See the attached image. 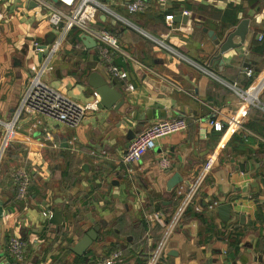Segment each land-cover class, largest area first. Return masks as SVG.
Listing matches in <instances>:
<instances>
[{
  "label": "crops",
  "instance_id": "obj_1",
  "mask_svg": "<svg viewBox=\"0 0 264 264\" xmlns=\"http://www.w3.org/2000/svg\"><path fill=\"white\" fill-rule=\"evenodd\" d=\"M129 1L96 0L104 10L95 25L116 28L120 46L158 77L126 59L127 79H112L98 43L86 47L78 29L67 34L44 82L72 101L96 103V109L77 128L44 116L17 119L0 163V264H86L75 262L80 256L71 248L96 225L99 240L81 256L84 261L118 249L123 264H146L161 234L148 215L168 216L177 187L192 181L214 152L217 161L196 203L198 211L189 209L203 219L186 214L161 264H264V89L257 107L233 88L251 91L264 75V0H147L149 7L138 15L128 14ZM183 11L191 13L187 33L165 22L166 15L180 17ZM45 15L34 0H0V145L2 124L14 119L43 61L33 42L47 53L56 39ZM193 18L221 42L242 19L249 20L248 34L240 48L211 65L218 47ZM245 69L252 71L251 78ZM92 72L121 94L117 104H124L118 110L98 109V96L86 83ZM217 112L237 119L242 128H230ZM148 115L151 120H145ZM175 117L186 120L187 130L160 140L130 172L121 162L129 141L147 125ZM209 121H220L222 130L215 131ZM161 158L168 161L167 169L159 166ZM19 168L32 178L25 203L16 199L12 180ZM176 174L182 181L169 188ZM214 202L216 209L209 211ZM221 203L230 205L226 222L217 211ZM54 208L60 225L50 222ZM13 235L28 246L21 263L6 252Z\"/></svg>",
  "mask_w": 264,
  "mask_h": 264
},
{
  "label": "built area",
  "instance_id": "obj_2",
  "mask_svg": "<svg viewBox=\"0 0 264 264\" xmlns=\"http://www.w3.org/2000/svg\"><path fill=\"white\" fill-rule=\"evenodd\" d=\"M34 1L44 9L48 25L56 33V39L51 48L47 50L38 69L32 74L28 86L20 97L14 113V119L10 123H1L4 129V136L0 145V163L9 144V135L14 129L20 115L27 114L35 118L44 116L69 128H77L82 125L86 115L96 109V103L83 104L72 101L44 82V77L52 71L48 65L51 57L59 51L66 40L67 34L72 29H78L83 35L91 37L98 43L99 57L104 62V66L112 79H127V71L120 70L113 64V57L116 54L121 55L132 63H136L138 66L158 77V74L151 69L133 60L120 46L115 36L95 25L99 13L104 10V6L100 5L96 0H56V3L51 0ZM146 8L145 0H131L127 3V12L129 15L142 13ZM181 16L190 18L191 13L189 11H183ZM165 22L172 30L187 33L188 24L183 25L179 23L175 26L173 15H166ZM42 46L39 42H33L34 51L40 55L45 51V47L43 48ZM245 74L248 78L252 77V71L250 69H245ZM263 80L264 75L257 81L251 91H241L236 87L233 88L236 94L244 99V101H253L260 106V102L257 100L258 96L250 100V94ZM128 89H132V86L128 85ZM217 116L226 119L228 126L234 130L242 128L237 119L232 120L231 117L226 114L223 115L220 112H217ZM209 126L214 128L215 131H221L223 128L220 121H209ZM187 127L186 120L177 117L159 120L147 125L129 141L125 153L121 158V162L129 167V171L132 172L130 167L138 163L149 151L153 150L160 140L183 133L187 130ZM217 156L215 152L210 154L199 174L187 184H180L177 187L174 192L175 208L168 216L157 211L148 215L147 219L161 229V234L146 264H161L166 257L170 239L175 231L182 226L188 210L194 207L198 211L196 203L200 199L203 186L213 170ZM159 166L167 169L169 167L168 161L165 158H161ZM12 180L16 187V199L20 203H25L28 199L29 189L32 184L31 175L25 169L19 168L13 171ZM217 205V202L212 203L208 206V210H215ZM42 215L48 218L49 212L45 211ZM27 247V243L24 240L13 235L7 241L6 252L14 262L21 263L24 261ZM123 261L122 251L116 249L109 255L97 259L94 264H123Z\"/></svg>",
  "mask_w": 264,
  "mask_h": 264
},
{
  "label": "water",
  "instance_id": "obj_3",
  "mask_svg": "<svg viewBox=\"0 0 264 264\" xmlns=\"http://www.w3.org/2000/svg\"><path fill=\"white\" fill-rule=\"evenodd\" d=\"M51 1L56 3V0H51ZM188 20L189 18L187 16L174 17V22H178V23L180 22L183 25L187 24ZM248 26H249V20L242 19L235 27V29L231 33H229L222 42L219 41L218 39H215L214 33L212 31L206 28H202L200 25L195 26L197 29H201L204 33H207L209 38L214 39V43L218 47L217 54L213 56L212 59L210 60L211 65L212 63L215 64L218 60H220L223 54L227 53L230 50L238 49L241 47L248 34ZM235 37L239 39L238 43L233 42V39ZM81 40L83 41V44L86 47H91V46L94 47L97 44L94 39L86 35H82ZM45 55H46V51L43 52L42 56ZM86 83L94 91L95 95L98 96L99 99L98 109L103 111V110H110L113 107L114 110H118L124 104L123 100L122 102L117 104V101H119V99L121 98V94L114 91L109 86L108 82L98 73L96 72L90 73L87 77ZM145 120H151L150 115H148L147 119ZM181 181L182 178L180 177L179 174L174 175L169 185V188H172L174 185L181 183ZM217 211L218 214L221 216V220L223 222H226L229 219L230 217L229 204L221 203ZM50 212H51L50 222L54 225H60L62 223V218L60 217L61 215L59 210L54 208ZM99 228L100 226L96 225L92 227V229L88 230L82 236V238L71 248V251L75 255L81 257L94 242L99 240L98 237Z\"/></svg>",
  "mask_w": 264,
  "mask_h": 264
},
{
  "label": "trees",
  "instance_id": "obj_4",
  "mask_svg": "<svg viewBox=\"0 0 264 264\" xmlns=\"http://www.w3.org/2000/svg\"><path fill=\"white\" fill-rule=\"evenodd\" d=\"M149 5H150V2H148V1L146 0V6L149 7ZM138 14H139V13H138ZM138 14H137V15H138ZM170 15H172V14L170 13ZM173 16H174V15H173ZM162 18H163V17H162ZM193 19H194V18H193ZM193 22H194V25H195V26H196V25H199V23H196L195 19H194ZM106 29H107L106 31H107L108 33H110L111 35H113V36H115L116 38H118L119 34H118V30H117L116 28H108V27H106ZM74 30H76V29H74ZM123 61H126V58H123L121 55H117V54L114 55V57H113V64H114L118 69L126 71V70H127V67L123 64ZM29 193H31L30 190H29ZM187 215H190V216H194V217H197V218H201V219H203V218H202L203 215H200V214H198V213L192 212L191 210H188ZM231 238H232V240H231V246H232L233 248H236L237 245H238V242H239L238 234H234ZM107 255H109V253H108ZM84 258H85V256H84V257H76L75 262H76V263L84 262V263H86V264H94V263L96 262V260H97V259H93V260H91V259L87 258V259L84 261Z\"/></svg>",
  "mask_w": 264,
  "mask_h": 264
},
{
  "label": "bare ground",
  "instance_id": "obj_5",
  "mask_svg": "<svg viewBox=\"0 0 264 264\" xmlns=\"http://www.w3.org/2000/svg\"><path fill=\"white\" fill-rule=\"evenodd\" d=\"M263 82H264V80H263ZM263 82H261L258 86H257V88L250 94V100L251 99H255L257 96H258V94L261 92V90H262V87H263ZM261 87V88H260ZM258 88H260V91H257L258 90ZM257 92V93H256Z\"/></svg>",
  "mask_w": 264,
  "mask_h": 264
},
{
  "label": "rangeland",
  "instance_id": "obj_6",
  "mask_svg": "<svg viewBox=\"0 0 264 264\" xmlns=\"http://www.w3.org/2000/svg\"><path fill=\"white\" fill-rule=\"evenodd\" d=\"M263 89H264V88H263ZM262 91H263V90H262ZM260 93H261V92H260ZM260 93H259V94H260ZM259 94H258V99H257V100L260 102V95H261V94H260V95H259ZM251 103H252L254 106H257V107L259 106L256 102H253V101H252ZM1 162H2V161H1ZM1 165H2V163H1ZM1 165H0V167H1Z\"/></svg>",
  "mask_w": 264,
  "mask_h": 264
}]
</instances>
